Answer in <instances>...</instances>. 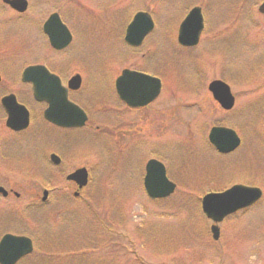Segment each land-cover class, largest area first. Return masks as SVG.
<instances>
[{"label": "rangeland", "instance_id": "374dc122", "mask_svg": "<svg viewBox=\"0 0 264 264\" xmlns=\"http://www.w3.org/2000/svg\"><path fill=\"white\" fill-rule=\"evenodd\" d=\"M262 2L29 0L28 12L17 15L0 0V74L5 80V85H0V100L15 93L35 114L31 130L23 138L8 134L4 130L6 116L0 118V177L10 176L23 194L20 199L0 197V239L11 232L32 235L37 241L36 252L20 264H264V196L253 208L225 221L220 241L212 240L211 223L200 212L201 198L235 181L200 186L204 182L197 176L199 157L190 152L192 147L184 142V136L187 132L194 138L196 152L201 126L196 123L198 111L214 106L209 101L200 108H181V104L199 103L200 99L193 97L195 89L208 88L213 80L229 82L239 97L234 113L227 116L218 110L209 121L231 125L244 137V148L247 144L251 150L243 148L234 157L219 158L220 180L226 174L235 180H255L264 191V137L255 133L264 130V17L258 14ZM202 5L205 35L197 48L182 50L177 43L180 24L194 6ZM60 10L74 41L57 53L50 48L42 27ZM139 11L151 13L156 28L141 49L132 50L124 36ZM37 63L51 66L67 79L82 73L85 82L76 98L95 105L88 128L71 133L63 150L57 147L58 131L38 129L31 135L40 123L41 107L32 100L30 86L22 85L21 74L25 67ZM126 68L165 78L167 92L154 109L169 101L172 112L158 118L144 112L137 117L127 112L124 117L117 115L121 106L114 84ZM146 118L156 124L171 121L165 136L150 138L152 142L145 144L158 143L164 137L152 154L166 158L169 177L178 184L176 193L161 201L149 199L143 187L144 167L151 157L148 146L144 149L143 141L137 139L140 149L135 148V138L131 139L138 136L133 131L134 119L141 121V130ZM97 126H101L100 133H96ZM153 127L155 133L156 125ZM121 139L128 147L120 146ZM55 144L64 157L58 170L50 163V154L45 157ZM200 152L207 154L202 142ZM84 163L95 167L99 189L90 185L85 190L90 206L55 189L66 186V171ZM190 185L193 189L187 190ZM44 189L49 190L47 203L36 198H42ZM92 210L98 219L93 218ZM61 213L65 220L57 218ZM97 235H102L99 242Z\"/></svg>", "mask_w": 264, "mask_h": 264}, {"label": "water", "instance_id": "95a60500", "mask_svg": "<svg viewBox=\"0 0 264 264\" xmlns=\"http://www.w3.org/2000/svg\"><path fill=\"white\" fill-rule=\"evenodd\" d=\"M4 3L19 13L28 9L27 0H4ZM264 15V2L259 8ZM154 29L152 18L146 13H138L129 25L126 42L134 47L141 46L145 38ZM204 30V18L199 7L194 8L181 24L178 41L186 47L198 45L201 33ZM44 32L48 36L51 46L55 50H64L72 42V35L58 14H53L44 25ZM24 83L33 86L34 97L38 102H46L49 108L45 118L51 123L65 127H83L87 121L85 113L68 99V90H78L81 87V77L75 76L69 82V89L62 85L59 77L51 74L43 66L27 68L22 75ZM1 81V77H0ZM120 98L130 107H144L153 102L160 94L161 83L159 80L142 73L125 70L116 82ZM210 91L222 107L231 110L235 104L230 87L222 81H215L210 85ZM2 103L8 113L7 126L15 131L28 128L30 117L26 107L18 104L14 95L7 96ZM211 142L221 153H230L239 145L240 140L236 133L229 129L215 128L210 135ZM52 161L60 163V159L53 155ZM145 188L153 199L168 198L174 194L176 185L167 178L163 164L152 160L147 165ZM69 180L79 183L80 188L87 185L88 173L80 169L69 176ZM0 193H8L0 187ZM263 192L257 188L237 185L222 193L207 195L202 202L205 215L216 224L221 223L227 216L239 210L248 208L257 203ZM47 194H45L46 199ZM214 240L220 239L218 225L212 227ZM33 252V242L27 237L5 235L0 242V264H17L22 258Z\"/></svg>", "mask_w": 264, "mask_h": 264}, {"label": "flooded vegetation", "instance_id": "af4514ba", "mask_svg": "<svg viewBox=\"0 0 264 264\" xmlns=\"http://www.w3.org/2000/svg\"><path fill=\"white\" fill-rule=\"evenodd\" d=\"M146 42V41H145ZM145 42H144V44L143 45H145ZM143 45L141 46V47H143ZM139 49H141V48H134V50H139ZM186 50H190V48H187ZM145 56V55H144ZM135 70V69H134ZM135 71H139V70H135ZM0 72H2L1 70H0ZM4 72V71H3ZM54 73H56L57 74V72H54ZM122 73V72H121ZM146 73V72H145ZM0 77H1V82H0V85H1V87H3L4 85H5V80H3L4 79V77H2V75L0 74ZM73 76H71L70 78H72ZM119 77V76H118ZM62 78V80H63V84L65 85V79L63 78V77H61ZM83 80H82V86H81V88L79 89V90H76V91H73V90H71V91H69V100L71 101V102H74L75 104H77L78 106H81V107H83L81 104V102L79 101V100H77L76 99V97H77V95H79L80 93H81V89L83 88V85H84V77L82 78ZM214 81V80H213ZM213 81H211V82H213ZM211 82L208 84V88H204V89H200V88H197V89H195L194 91L195 92H193L194 94H193V97H196L197 99L199 98L200 100H199V103L198 104H181L182 106H181V108L183 109V108H193V107H203V105H205L206 103H208L209 101L210 102H212L213 103V106L214 107H212V109L211 110H208V109H206V107L204 106L203 108H202V110L200 109L198 112H199V114H200V117L198 118V121L196 122V123H198V124H200L201 126L199 127V129H198V133H197V149H196V152H195V150L193 149L194 148V143H193V137L192 136H190L187 132H185V136H184V142H187V143H189L190 145H191V147H192V150L190 151L192 154H196V155H198V157H199V162H198V164H197V167L199 168V170H197V176H201V178H202V180H203V182L204 183H201V185L200 186H204V185H213V186H218V185H220V183H223V182H225V181H232V182H234L235 181V183H228V184H224V187H222V188H219V189H215V190H212L211 192H222V191H226V190H228V189H230L231 187H233V186H235V185H247V186H256V187H260V188H262V186H260V182L259 181H249V180H245V179H239V180H235L234 178L232 179V178H229V175L228 174H226L227 175V177L226 178H224L223 180H220V172H219V169H218V166H219V158L221 159H224V158H230V157H234V156H236L243 148H244V146H245V140H244V137L240 134V132H238L235 128H233L231 125H229L228 123H226L225 121L223 122H219V121H217V122H210L209 121V119H213V116L215 115V112L216 111H218V110H220L224 115H227V116H230V115H232L233 113H234V111H235V108L237 107V104H238V99H239V97L237 96V94L233 91V95L235 96V106H234V108L233 109H231V110H225L224 108H222L221 107V105L219 104V102L213 97V94H212V92L210 91V89H209V85L211 84ZM21 83H22V85H26V86H30V92H31V97H32V100L34 101V103L38 106V107H41V110H40V115H39V119L40 120H38V121H40V123L38 122V126H37V128L35 127V129H34V131L32 130L31 131V135L36 131V130H38V129H41L43 132L45 131V132H48V131H50V130H52V131H54V132H56V131H58L59 133H61L60 135H57V137H56V139L58 138V140L56 141V143H57V147L60 145V148L63 150V148H65V146L64 145H66L67 144V142L70 140L69 139V135L71 134V133H76V132H80V131H82V130H86L87 128H88V123H87V125L85 126V127H83V128H67V129H65V128H60V127H57V126H55V125H52V124H50L49 122H47L45 119H44V114H45V111L48 109V105L46 104V103H38V102H36V100L34 99V96H33V90H32V87H31V85H29V84H25V83H23L22 81H21ZM164 92H167V90L165 91V88H164V82H163V89H162V92H161V95L159 96V98L155 101V102H153V103H151L149 106H146V107H143V108H129L128 106H127V104H125L122 100H120V98L118 97L117 98V100L119 101V103H120V106H121V108H117L116 109V114L117 115H122V117H124V114H125V112H127V113H131V114H133V115H135L136 117L140 114V113H147L148 114V116H150V115H155L157 118L159 117V116H161V114H163V115H168V113L170 114L172 111H171V109H170V105H169V101H167V102H165V104H167V106H165L164 105V107H161V109H154V106L157 104V103H159L160 102V100H161V98L163 97V95L162 94H164ZM11 95H14L15 97H16V99H17V102L19 103V104H21V105H23V106H25V107H27L28 108V110H29V112H30V127L27 129V130H24V131H21V132H15V131H12V130H9V129H4V130H6V131H8L9 133L8 134H11V135H13V136H15L16 138L17 137H24V136H22V135H24L25 133H28V131H30L31 130V125H32V123H33V121H34V118H35V114H34V112H33V109H31L29 106H28V104L26 105V104H24L20 99H19V97L15 94V93H8V94H5L2 98H1V100H0V114H1V116H0V118H1V120H2V117L3 116H6V118H7V114H6V110L4 109V107H3V105H2V100H3V98H5V97H7V96H11ZM166 95V94H165ZM84 100H86L90 105H91V102L90 101H88L87 99H84ZM88 104V105H89ZM35 105V106H36ZM199 107V108H200ZM83 109L86 111V113H87V115H88V117H89V120H91V117H92V114L90 113V111L88 110V109H86L85 107H83ZM154 109V110H153ZM216 109V110H215ZM110 111V110H109ZM153 111H155V112H153ZM171 111V112H170ZM101 113L103 112V111H100ZM253 113H255V112H253ZM103 114V113H102ZM246 114H248L247 112H246ZM36 118H38V117H36ZM263 118H264V114H263ZM121 119V118H120ZM209 121L210 123H211V125H209L208 123H207V121ZM138 121L141 123V121L140 120H135L134 119V133L135 134H138V136L137 135H132L131 136V139L132 138H135L134 139V142H133V146L135 147V148H139L140 149V143L138 142L137 144H135V142H136V140L137 139H140V141H141V143H142V141H143V143H142V146H143V148L144 149H146V147H144V146H148V148L147 149H149V151H150V155H151V157L150 158H148L147 159V161L146 162H148L149 160H151V159H155V160H158V161H161V162H163L164 163V165L166 166V168H167V171H169V167L167 166V163L165 162V157H163V156H161V155H158V156H160V157H162V158H164V159H162V158H160V157H155V155H153L152 154V150L157 146V144L158 143H160L161 141H163L164 140V137L162 138V140L160 141V142H158V143H156V142H153V143H150L149 145H145V144H147L148 142H152L151 140H148V139H150V138H154V137H159V136H165L167 133H168V128L170 129V127H171V121H170V123L169 124H167V122H165V123H162V122H159V123H157L156 124V120H153V119H149V118H146L142 123H144V125H143V127L141 128V130H139V125H138ZM119 122L120 123H126L125 121H122V120H119ZM202 123H204V124H202ZM154 124L156 125V130H155V133L153 132V130H154ZM160 124H162L161 126H160ZM214 128H227V129H232V130H234V131H236V133H238V135H239V137L241 138V141H240V145L234 150V151H232V152H230V153H220L219 152V150L217 149V147L211 142V140H210V134H211V132H212V130L214 129ZM97 129V128H96ZM145 129H146V134H143L144 132H145ZM137 132V133H136ZM255 133L256 134H262V137H264V130H261V129H259L258 131H255ZM143 136H145V137H143ZM38 138H40V135L39 136H37L36 137V139H38ZM123 138V137H122ZM167 138V137H166ZM145 140V141H144ZM120 140H118V142H119ZM154 141V140H153ZM58 142H59V144H58ZM200 142H202L203 144H204V147L207 149V154H201V152H200ZM69 143V142H68ZM26 144H28L27 142H26ZM37 145L39 146V145H41V146H43V144H42V142H38L37 143ZM120 146L124 149L125 147H128V144H127V141H126V143L125 142H123V140L121 139V141H120ZM56 147V144H55V149H53V150H51V151H47L46 153H45V157L47 156V154L49 155V156H47L49 159L51 158V155L52 154H55V155H58L60 158H61V162L58 164V165H54L55 166V168L58 170V169H60L61 167H62V165H63V163H64V160H63V158L64 157H61L60 155H59V152H58V148ZM0 148H1V146H0ZM252 148V147H251ZM251 149L250 148H248V145L246 144V147L244 148V151L245 152H249ZM32 151V150H31ZM40 153H42V152H40ZM61 155H62V153H60ZM46 157V158H47ZM43 158V157H42ZM247 160V162L248 163H250L251 164V162L248 160V159H246ZM249 165V164H248ZM244 166H246V165H244ZM79 167H88V165L86 164V163H84V164H82V165H80ZM72 172V171H71ZM71 172H68V171H66L64 174H69V173H71ZM246 172H248V171H246ZM242 173V172H241ZM241 173H239V175H238V177H240V174ZM248 173H250V172H248ZM223 174V173H222ZM67 176V175H66ZM66 179V186L64 187V188H62V189H60V186H57V187H55V189L57 190V191H62V190H66V191H68L69 192V194H75L76 192H81L82 190H79V187H78V185L75 183V182H72V181H69V180H67V177L65 178ZM12 183V184H11ZM16 182L12 179V178H10V177H0V186H3L4 188H6L8 191H9V196L7 197V199H9V198H13V197H15V198H17V199H19L20 198V195H18L17 193H16V191H19L20 190V188L18 187V185H17V187H14L16 184H15ZM61 185V184H60ZM223 186V185H222ZM193 188L191 187V185L187 188V190H192ZM22 195V194H21ZM49 196V195H48ZM37 198H39V196H37ZM241 213H243V212H239V213H237V214H241Z\"/></svg>", "mask_w": 264, "mask_h": 264}]
</instances>
